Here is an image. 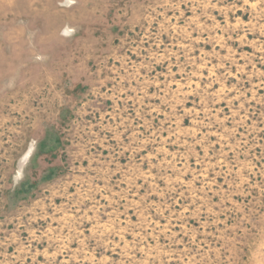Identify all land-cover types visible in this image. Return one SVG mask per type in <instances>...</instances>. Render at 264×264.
<instances>
[{"label":"rangeland","instance_id":"rangeland-1","mask_svg":"<svg viewBox=\"0 0 264 264\" xmlns=\"http://www.w3.org/2000/svg\"><path fill=\"white\" fill-rule=\"evenodd\" d=\"M0 264H264V0H0Z\"/></svg>","mask_w":264,"mask_h":264}]
</instances>
